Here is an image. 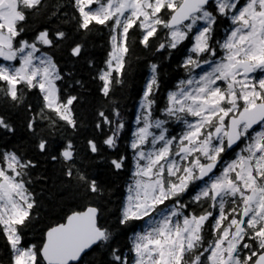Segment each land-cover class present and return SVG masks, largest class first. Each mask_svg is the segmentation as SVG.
<instances>
[{
    "label": "snow or ice",
    "instance_id": "6c2138e0",
    "mask_svg": "<svg viewBox=\"0 0 264 264\" xmlns=\"http://www.w3.org/2000/svg\"><path fill=\"white\" fill-rule=\"evenodd\" d=\"M41 5L0 7V264H264V0Z\"/></svg>",
    "mask_w": 264,
    "mask_h": 264
},
{
    "label": "trees",
    "instance_id": "16d2710c",
    "mask_svg": "<svg viewBox=\"0 0 264 264\" xmlns=\"http://www.w3.org/2000/svg\"><path fill=\"white\" fill-rule=\"evenodd\" d=\"M68 0H42V5L38 9L40 15L37 19V23L40 22H47L49 16L53 11H56L57 8L61 4H67ZM55 19V18H53ZM96 43L103 44L102 40H99V37L96 38ZM97 55V58H101L103 56V52L100 50L99 47H96L93 49ZM142 59V57H141ZM87 74L85 73V77ZM146 77L143 74V69L140 67L139 64L134 63L133 70L131 71L129 75V85L126 90H121L120 92L117 93L116 99L121 103L122 108H124L127 113L130 115L131 112L133 111L135 100H136V93L137 90L140 89L143 85V81ZM87 99L89 104L93 103H103L100 101L99 97L96 96L94 87H91L87 90ZM107 107V105H105ZM0 114H7V105L6 104H0ZM122 183V181H116V186L119 187V184ZM32 188L34 189L35 192L38 194H41L44 199H47L48 194L49 198L51 196L56 194V190L52 188L51 182L44 184L41 181L34 180ZM115 188H113V192H115ZM51 191V193H49ZM80 195H83L82 193ZM118 197L113 195L110 197V199L115 202ZM75 199L73 196H65L62 198V200L66 201V203H62L61 207H63L65 210L70 208L72 206V202ZM105 200L109 199L107 195V189H105ZM45 211H51L50 206L45 204L44 209L41 210V216H44ZM56 212L60 211V208L55 209Z\"/></svg>",
    "mask_w": 264,
    "mask_h": 264
},
{
    "label": "flooded vegetation",
    "instance_id": "af4514ba",
    "mask_svg": "<svg viewBox=\"0 0 264 264\" xmlns=\"http://www.w3.org/2000/svg\"><path fill=\"white\" fill-rule=\"evenodd\" d=\"M1 2H2L1 4H6V8L5 9L9 10L10 7L12 6L14 8V10L16 11L17 3L23 4V3H25V0H11L10 2H8L6 0H2Z\"/></svg>",
    "mask_w": 264,
    "mask_h": 264
},
{
    "label": "rangeland",
    "instance_id": "374dc122",
    "mask_svg": "<svg viewBox=\"0 0 264 264\" xmlns=\"http://www.w3.org/2000/svg\"><path fill=\"white\" fill-rule=\"evenodd\" d=\"M2 0H0V4L2 3L1 2ZM8 2H10L11 0H6ZM11 4V3H10ZM8 15L10 17H15L16 16V11L14 10V8L11 6L10 9L8 10Z\"/></svg>",
    "mask_w": 264,
    "mask_h": 264
},
{
    "label": "water",
    "instance_id": "95a60500",
    "mask_svg": "<svg viewBox=\"0 0 264 264\" xmlns=\"http://www.w3.org/2000/svg\"><path fill=\"white\" fill-rule=\"evenodd\" d=\"M0 7H6V5L2 4V5H0Z\"/></svg>",
    "mask_w": 264,
    "mask_h": 264
}]
</instances>
